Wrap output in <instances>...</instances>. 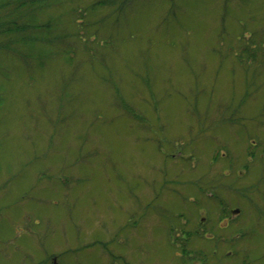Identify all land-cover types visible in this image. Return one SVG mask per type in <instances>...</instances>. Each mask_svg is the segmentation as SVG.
Segmentation results:
<instances>
[{
	"label": "rangeland",
	"instance_id": "1",
	"mask_svg": "<svg viewBox=\"0 0 264 264\" xmlns=\"http://www.w3.org/2000/svg\"><path fill=\"white\" fill-rule=\"evenodd\" d=\"M25 1L0 0V228L28 256L0 264H264V0Z\"/></svg>",
	"mask_w": 264,
	"mask_h": 264
},
{
	"label": "flooded vegetation",
	"instance_id": "2",
	"mask_svg": "<svg viewBox=\"0 0 264 264\" xmlns=\"http://www.w3.org/2000/svg\"><path fill=\"white\" fill-rule=\"evenodd\" d=\"M15 225H18V223H15L12 225V227H13L12 229L14 230L13 232L10 233L12 235V237L11 238H5V240H4V237H2L4 235V227L0 228V244L1 245H4V244L12 245V248H14V250L21 251L22 255H23V253L27 252L24 255V257H27L28 256V249L25 247L27 246V236H28L29 229L26 226L20 228L19 226H15ZM21 247H23L22 250L19 249ZM22 255H21V257H22ZM21 257H20V259H21ZM56 257H57L56 254H49L48 256H46L45 257L46 264L47 263L48 264H66L64 261L57 259ZM56 260L58 261V263Z\"/></svg>",
	"mask_w": 264,
	"mask_h": 264
},
{
	"label": "trees",
	"instance_id": "3",
	"mask_svg": "<svg viewBox=\"0 0 264 264\" xmlns=\"http://www.w3.org/2000/svg\"><path fill=\"white\" fill-rule=\"evenodd\" d=\"M20 2H26L25 0H19ZM31 1V0H29ZM96 2V1H95ZM95 2H93V4H91V8H93L95 6ZM98 4L97 5H110V3H108L107 1L105 0H101V1H98L97 2ZM20 6V5H19ZM18 6V7H19ZM38 6V5H37ZM0 7H3V5L1 6L0 4ZM37 8V7H36ZM19 20V19H18ZM20 25L21 23L19 24L18 21L16 20H12V16H9V15H2L0 13V35L1 34H4V35H9V36H14L16 33H13L15 30L18 29V31L22 30L20 29ZM16 32V31H15ZM22 34V33H20ZM7 40V39H6Z\"/></svg>",
	"mask_w": 264,
	"mask_h": 264
}]
</instances>
